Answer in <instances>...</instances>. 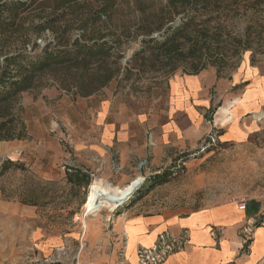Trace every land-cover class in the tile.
Listing matches in <instances>:
<instances>
[{
    "label": "crops",
    "instance_id": "0c3cea01",
    "mask_svg": "<svg viewBox=\"0 0 264 264\" xmlns=\"http://www.w3.org/2000/svg\"><path fill=\"white\" fill-rule=\"evenodd\" d=\"M157 92L161 97L145 100L138 110L133 97L119 94L91 95L97 104L90 110L63 100L61 118L71 153L62 177L65 166H72L124 186L139 177L143 162L157 165L193 150L213 127L220 130L221 144H264V56L244 59L226 76L211 67L173 76ZM241 200L185 213H106L87 218L68 234L48 233L33 206L0 203V261L25 264L42 257L48 264H138V250L168 232L184 234L186 242L162 264H264V197L244 199V209L238 208ZM246 230H251L247 245Z\"/></svg>",
    "mask_w": 264,
    "mask_h": 264
},
{
    "label": "rangeland",
    "instance_id": "374dc122",
    "mask_svg": "<svg viewBox=\"0 0 264 264\" xmlns=\"http://www.w3.org/2000/svg\"><path fill=\"white\" fill-rule=\"evenodd\" d=\"M7 1L27 3L26 10L20 13L27 22L37 21V17L47 13L49 6L54 4L53 0H0V4ZM139 1L143 10H139L134 0H117L111 16L112 23L118 26V31L124 29L126 33L118 59L120 72L105 87L92 94L97 97L105 93L119 94L123 99L131 96L135 99L136 110L145 107V100L161 97L157 91L165 88L170 78L188 74L189 70L186 62L176 58L166 62L149 49L135 55L142 47L140 34L144 27L151 29L145 38L160 39L161 32L182 17L181 13L164 7L166 0ZM215 22L222 24L229 36L240 37L247 31L251 44V47L239 50L230 61L232 67L220 72L221 75L233 72L244 59L255 61L264 56V3L247 8L241 6L227 17L224 11L219 19L210 21V25ZM73 25L69 33L71 37H76L80 30L77 24ZM16 35L11 38L12 47L15 46L12 42L16 40ZM52 37L45 30L40 35H34L32 40L42 47ZM31 45L28 43L27 47ZM7 47L5 49H12ZM47 83L20 96L27 137L0 141V165L10 160L23 167H10L0 176V203L33 206L48 233H73L77 231L78 224H83L89 217L106 213L115 217L127 209L141 213L156 210L185 213L224 200L264 197V144L254 148L221 144L218 139L220 130L213 127L195 149L181 151L173 159H165L157 165L147 167L143 162L137 175L142 177L139 187L120 205H114L112 209L101 207L95 215H84L83 203L89 185L97 177L89 175L90 181L84 188H76L67 183L66 177H62L66 155L71 152L61 113L66 110L62 106L65 99L84 110L96 105L97 99L89 98L91 95H73L50 80ZM156 174L160 175V180L152 183ZM48 175H53V179H49ZM0 264H16V261L4 260Z\"/></svg>",
    "mask_w": 264,
    "mask_h": 264
},
{
    "label": "trees",
    "instance_id": "16d2710c",
    "mask_svg": "<svg viewBox=\"0 0 264 264\" xmlns=\"http://www.w3.org/2000/svg\"><path fill=\"white\" fill-rule=\"evenodd\" d=\"M53 2L47 13L29 22L20 16L28 6L26 2L0 4V141L27 137L20 104L23 92L45 86L50 80L62 90L85 97L105 87L120 72L118 59L126 33L112 23L117 0ZM134 3L143 10L139 0ZM261 3L264 0H166L164 7L182 17L167 27L160 39L145 38L151 29L144 27L140 34L142 47L135 55L149 49L166 62L179 59L187 63L188 74H197L209 65L217 73L224 72L232 67L230 61L239 50L251 47L249 34L246 31L240 37L229 36L222 24L210 25V21L219 19L224 11L227 17L241 6ZM73 24L80 30L76 37L69 33ZM45 30L53 37L40 47L32 37ZM28 43L32 44L30 48ZM7 46L12 49H5ZM13 166L23 168L7 160L0 165V176ZM65 175L67 183L76 188H84L90 181L88 173L72 166H65ZM159 178V174L154 175L152 183L159 182Z\"/></svg>",
    "mask_w": 264,
    "mask_h": 264
},
{
    "label": "built area",
    "instance_id": "2783aa9c",
    "mask_svg": "<svg viewBox=\"0 0 264 264\" xmlns=\"http://www.w3.org/2000/svg\"><path fill=\"white\" fill-rule=\"evenodd\" d=\"M239 209L245 208L244 200L238 203ZM264 220V212L262 213ZM246 234L244 243H246V238L251 233V230L244 231ZM184 242H186V237L184 234L179 236H174L168 232H163L159 235L157 242L149 248H141L137 252L138 264H162L167 256L174 251L183 247ZM48 260L42 257H33L25 264H48Z\"/></svg>",
    "mask_w": 264,
    "mask_h": 264
},
{
    "label": "bare ground",
    "instance_id": "6f19581e",
    "mask_svg": "<svg viewBox=\"0 0 264 264\" xmlns=\"http://www.w3.org/2000/svg\"><path fill=\"white\" fill-rule=\"evenodd\" d=\"M142 177H136L124 186H115L95 179L90 183L88 193L83 203L84 215H95L101 207L112 209L114 205L125 198L127 192L139 185ZM84 226V224H83Z\"/></svg>",
    "mask_w": 264,
    "mask_h": 264
},
{
    "label": "water",
    "instance_id": "95a60500",
    "mask_svg": "<svg viewBox=\"0 0 264 264\" xmlns=\"http://www.w3.org/2000/svg\"><path fill=\"white\" fill-rule=\"evenodd\" d=\"M161 33H163V32H161ZM140 185V184H139ZM139 185H137V186H135V187H133L132 189H130L128 192H127V194H126V196H125V198L124 199H122V201H120V202H118L117 204H116V206H118V205H120L122 202H124L127 198H129V196L139 187Z\"/></svg>",
    "mask_w": 264,
    "mask_h": 264
}]
</instances>
